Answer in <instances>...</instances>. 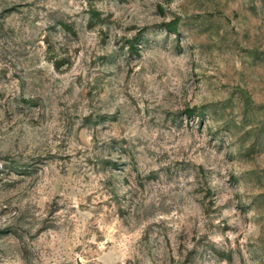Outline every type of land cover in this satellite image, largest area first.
I'll list each match as a JSON object with an SVG mask.
<instances>
[{"label": "rangeland", "instance_id": "1", "mask_svg": "<svg viewBox=\"0 0 264 264\" xmlns=\"http://www.w3.org/2000/svg\"><path fill=\"white\" fill-rule=\"evenodd\" d=\"M0 264H264V0H0Z\"/></svg>", "mask_w": 264, "mask_h": 264}]
</instances>
